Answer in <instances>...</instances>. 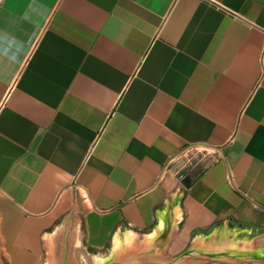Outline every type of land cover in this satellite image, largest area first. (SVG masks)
Listing matches in <instances>:
<instances>
[{
	"label": "crops",
	"instance_id": "obj_1",
	"mask_svg": "<svg viewBox=\"0 0 264 264\" xmlns=\"http://www.w3.org/2000/svg\"><path fill=\"white\" fill-rule=\"evenodd\" d=\"M233 234L264 264V0H0V264H183Z\"/></svg>",
	"mask_w": 264,
	"mask_h": 264
},
{
	"label": "rangeland",
	"instance_id": "obj_2",
	"mask_svg": "<svg viewBox=\"0 0 264 264\" xmlns=\"http://www.w3.org/2000/svg\"><path fill=\"white\" fill-rule=\"evenodd\" d=\"M208 151L203 148H193L189 149L185 152V154H181L179 158H177L172 164L171 168H174L177 170L180 174L184 172H189L192 169H194L200 162L201 159H203L205 156H207ZM246 245H249L248 242H246ZM238 250V251H237ZM236 252L233 253H216V256L211 255H201L202 251L198 252H190V254H194L195 256H199L197 259L189 258L188 260H184L185 263L183 264H222L221 262H225L223 264H238V260H241L242 258L240 256H243L245 253V249L242 247H238ZM247 253L250 251L249 249H246ZM223 252H227V250L224 249ZM110 254V250H104L102 252V255L99 257H95L92 260L91 264H100L97 261L99 260H105L107 261V258ZM201 255V256H200ZM220 256V257H219ZM121 260V259H120ZM103 262V263H104ZM102 264V263H101ZM106 264H122L120 261L118 262L117 259H114L112 261H109ZM127 264V263H126ZM244 264H249L244 263Z\"/></svg>",
	"mask_w": 264,
	"mask_h": 264
},
{
	"label": "bare ground",
	"instance_id": "obj_3",
	"mask_svg": "<svg viewBox=\"0 0 264 264\" xmlns=\"http://www.w3.org/2000/svg\"><path fill=\"white\" fill-rule=\"evenodd\" d=\"M231 238H232V240L228 243V245H227V247L225 248V250H227V252H223V253H233V252H236V250H237V248L239 247V242H237V238H236V236L234 237V234H233V236H231ZM122 240V242H125V241H127V239H125L124 238V236H123V238L121 239ZM202 243H203V241L201 240V241H198V244H197V246L195 247V248H193V251L192 252H198V251H202L201 249L203 248V245H202ZM123 246L124 245H122V246H118L117 247V249L118 250H120V249H122V251L123 250H125L126 249V247H124L123 248ZM217 247V246H216ZM240 248V247H239ZM131 249V248H130ZM238 251V250H237ZM122 253L120 254V256L122 257ZM125 255V254H124ZM108 259H109V257H108ZM107 259V260H108ZM119 259H121V258H119ZM101 261V263H103L105 260H100Z\"/></svg>",
	"mask_w": 264,
	"mask_h": 264
},
{
	"label": "water",
	"instance_id": "obj_4",
	"mask_svg": "<svg viewBox=\"0 0 264 264\" xmlns=\"http://www.w3.org/2000/svg\"><path fill=\"white\" fill-rule=\"evenodd\" d=\"M212 236L214 237V235H212ZM117 247H118V242L114 244V248L112 249V254L114 256L119 255L122 252V249L118 250ZM97 262L101 264V261L98 260ZM106 263H108V261H106L102 264H106Z\"/></svg>",
	"mask_w": 264,
	"mask_h": 264
},
{
	"label": "built area",
	"instance_id": "obj_5",
	"mask_svg": "<svg viewBox=\"0 0 264 264\" xmlns=\"http://www.w3.org/2000/svg\"><path fill=\"white\" fill-rule=\"evenodd\" d=\"M186 152V151H185ZM185 152H183L182 154H185Z\"/></svg>",
	"mask_w": 264,
	"mask_h": 264
}]
</instances>
